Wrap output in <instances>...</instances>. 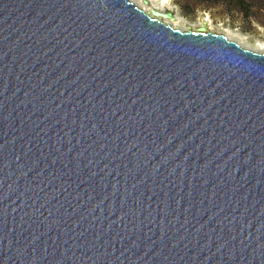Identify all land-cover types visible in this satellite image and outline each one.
I'll list each match as a JSON object with an SVG mask.
<instances>
[{"label": "water", "instance_id": "water-1", "mask_svg": "<svg viewBox=\"0 0 264 264\" xmlns=\"http://www.w3.org/2000/svg\"><path fill=\"white\" fill-rule=\"evenodd\" d=\"M131 0H0V264H264V53Z\"/></svg>", "mask_w": 264, "mask_h": 264}, {"label": "rangeland", "instance_id": "rangeland-1", "mask_svg": "<svg viewBox=\"0 0 264 264\" xmlns=\"http://www.w3.org/2000/svg\"><path fill=\"white\" fill-rule=\"evenodd\" d=\"M131 1L140 8L146 1V7L170 10L176 24L166 21L180 30L204 25L208 32L225 35L245 49L264 53V0Z\"/></svg>", "mask_w": 264, "mask_h": 264}, {"label": "bare ground", "instance_id": "bare-ground-1", "mask_svg": "<svg viewBox=\"0 0 264 264\" xmlns=\"http://www.w3.org/2000/svg\"><path fill=\"white\" fill-rule=\"evenodd\" d=\"M148 2L146 3V1L145 2H143V5H144V7H142L146 12H150L151 14H152V10H155V11H158V12H161V13H163V14H165V13H167V12H169L171 15H172V17H173V14L170 12V10L168 11L167 9V11H164V10H160V9H158V8H155V7H146V6H148ZM146 7V8H145ZM164 7V6H163ZM159 18V20H161V21H163V22H165L166 24H169L170 22L172 23L173 22V24H176L175 22H174V17L172 18V19H168V18H165V16H159L158 17ZM169 21V23L167 22V21ZM170 25V24H169ZM170 26H172L173 27V25L171 24ZM204 26V25H203ZM205 27V29L207 30V28H206V26H204ZM174 28H176V27H174ZM187 28V27H186ZM187 30H196V29H194L193 27H188L187 28Z\"/></svg>", "mask_w": 264, "mask_h": 264}]
</instances>
